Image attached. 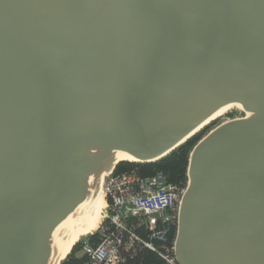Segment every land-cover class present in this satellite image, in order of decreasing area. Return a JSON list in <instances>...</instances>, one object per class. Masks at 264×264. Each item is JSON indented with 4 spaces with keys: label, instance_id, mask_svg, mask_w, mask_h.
Returning <instances> with one entry per match:
<instances>
[{
    "label": "water",
    "instance_id": "1",
    "mask_svg": "<svg viewBox=\"0 0 264 264\" xmlns=\"http://www.w3.org/2000/svg\"><path fill=\"white\" fill-rule=\"evenodd\" d=\"M194 145L178 264H264V0H0V264H62L122 162Z\"/></svg>",
    "mask_w": 264,
    "mask_h": 264
},
{
    "label": "built area",
    "instance_id": "2",
    "mask_svg": "<svg viewBox=\"0 0 264 264\" xmlns=\"http://www.w3.org/2000/svg\"><path fill=\"white\" fill-rule=\"evenodd\" d=\"M231 114L233 110L223 115L227 117L224 122L229 121ZM187 184H170L162 172L141 176L132 170L106 175L103 219L98 229L91 232V236L100 233V238L87 236L81 241L82 252L88 258L85 264H124L127 255L142 247L158 252L171 264H178L176 234L172 239L168 237L177 228L179 206ZM141 229L149 232L147 238L141 236Z\"/></svg>",
    "mask_w": 264,
    "mask_h": 264
},
{
    "label": "trees",
    "instance_id": "3",
    "mask_svg": "<svg viewBox=\"0 0 264 264\" xmlns=\"http://www.w3.org/2000/svg\"><path fill=\"white\" fill-rule=\"evenodd\" d=\"M210 127L201 131L198 135L191 138L189 141L178 147L175 151L168 156L157 162L151 163H131L122 162L118 165L115 173H125L132 170H136L141 176H151L158 172H162L168 182L174 185H183L187 182V171L190 159V153L194 145L201 139V137L208 131ZM142 237L147 238L149 232L145 229L139 230ZM176 233V228H173L169 235V239H172ZM92 239L99 240L100 233H95L90 236ZM159 242V241H157ZM87 256L82 252V244H77L72 253L62 262V264H85L87 262ZM124 264H171L165 258H163L158 252L148 248L142 247L136 253L127 255V259Z\"/></svg>",
    "mask_w": 264,
    "mask_h": 264
},
{
    "label": "bare ground",
    "instance_id": "4",
    "mask_svg": "<svg viewBox=\"0 0 264 264\" xmlns=\"http://www.w3.org/2000/svg\"><path fill=\"white\" fill-rule=\"evenodd\" d=\"M235 106H237L239 110H242L246 115V112H245V110L241 104H234V105H231L226 110H223L219 114V117H223V115H225L227 112L233 110V108H235ZM217 119H219V118H217ZM104 206H105V198H104V194H102V196L99 200V203H98V207L95 210L94 214H92L91 216L88 217V222L90 224L89 225L90 233L96 231L98 229V227L100 226L102 219H103L102 210H103Z\"/></svg>",
    "mask_w": 264,
    "mask_h": 264
},
{
    "label": "rangeland",
    "instance_id": "5",
    "mask_svg": "<svg viewBox=\"0 0 264 264\" xmlns=\"http://www.w3.org/2000/svg\"><path fill=\"white\" fill-rule=\"evenodd\" d=\"M233 113L234 114H231V116H229V120L230 119H233V118H236V117H244L246 116L244 112H242V110H239L237 106H235V108H233ZM224 118H227L226 116L224 117H219V119L215 120L217 123L212 127V128H215L216 126L220 125L221 123H223L225 121ZM211 128V129H212ZM82 239H84V237L81 238L79 244H81V241Z\"/></svg>",
    "mask_w": 264,
    "mask_h": 264
}]
</instances>
